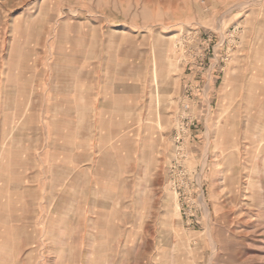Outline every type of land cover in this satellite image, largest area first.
<instances>
[{
    "label": "rangeland",
    "instance_id": "1",
    "mask_svg": "<svg viewBox=\"0 0 264 264\" xmlns=\"http://www.w3.org/2000/svg\"><path fill=\"white\" fill-rule=\"evenodd\" d=\"M44 89L128 93L127 191L90 145L69 220L24 206ZM0 264H264V0H0Z\"/></svg>",
    "mask_w": 264,
    "mask_h": 264
},
{
    "label": "crops",
    "instance_id": "2",
    "mask_svg": "<svg viewBox=\"0 0 264 264\" xmlns=\"http://www.w3.org/2000/svg\"><path fill=\"white\" fill-rule=\"evenodd\" d=\"M33 95L38 97L35 99L40 100V108H34L32 111L31 123H28L25 129L26 133L31 135V139L28 143L25 141L24 147L31 162L33 163L35 159L40 165V171L26 174L29 178H25L26 180L37 181L34 188L32 186L24 189L23 200L26 210H34L36 208L33 206H41L40 209L43 211L57 213L55 219L69 220L75 218L74 213L80 210V203H84V206L91 205L89 189H84L83 193H80L75 186L80 178L76 167L81 159L90 155L87 149L90 145L94 147L96 155L94 157L96 171L94 177L89 179L93 178L95 182L100 179L97 177V161H104L108 163V167L104 169L102 177L106 180V189L101 194L112 198L115 194L113 185L119 180L120 195H124L128 183L125 175L129 157L125 134L129 123L128 93L108 95L94 91L51 94L44 89L43 92ZM117 100L120 102H116ZM80 147H84V150L80 151ZM99 148L100 155L97 160ZM80 194L84 199L81 198L82 202L79 203ZM101 203L103 211H112L113 205L109 200L107 205L104 201ZM117 230V226L110 225L106 243L110 242L112 233L116 234ZM75 237L73 235L71 241L56 242L75 243L77 242ZM142 259L145 258L137 257L139 261Z\"/></svg>",
    "mask_w": 264,
    "mask_h": 264
},
{
    "label": "built area",
    "instance_id": "3",
    "mask_svg": "<svg viewBox=\"0 0 264 264\" xmlns=\"http://www.w3.org/2000/svg\"><path fill=\"white\" fill-rule=\"evenodd\" d=\"M177 138H179V139H180V138H181V136H179V135H178V137H177Z\"/></svg>",
    "mask_w": 264,
    "mask_h": 264
}]
</instances>
